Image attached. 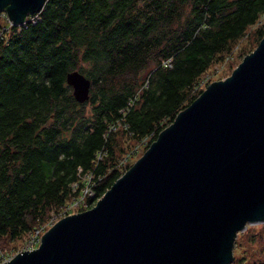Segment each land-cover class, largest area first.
Segmentation results:
<instances>
[{"label": "trees", "instance_id": "trees-1", "mask_svg": "<svg viewBox=\"0 0 264 264\" xmlns=\"http://www.w3.org/2000/svg\"><path fill=\"white\" fill-rule=\"evenodd\" d=\"M263 36L264 0H46L22 26L0 13V240L66 213L88 185L94 206L210 68ZM73 70L91 80L84 103L67 84ZM235 246L232 264H249Z\"/></svg>", "mask_w": 264, "mask_h": 264}, {"label": "water", "instance_id": "water-1", "mask_svg": "<svg viewBox=\"0 0 264 264\" xmlns=\"http://www.w3.org/2000/svg\"><path fill=\"white\" fill-rule=\"evenodd\" d=\"M46 0H0L13 26ZM79 103L91 80L67 73ZM264 224V36L209 83L91 208L3 264H232L239 233Z\"/></svg>", "mask_w": 264, "mask_h": 264}, {"label": "rangeland", "instance_id": "rangeland-1", "mask_svg": "<svg viewBox=\"0 0 264 264\" xmlns=\"http://www.w3.org/2000/svg\"><path fill=\"white\" fill-rule=\"evenodd\" d=\"M257 42L258 40L256 38H245L241 40L237 45L238 48L236 49L235 57L229 60H227L226 58L225 62L220 63V64L219 63L214 64L210 68V71H208V73L205 75V78H208L209 83L216 81V80H222V79L227 78L229 75H231V73L233 72V69H235L242 62L243 58L247 54L255 50V48L259 44ZM126 146H128V144L124 143L123 147L125 148ZM142 151H143V145H140L139 148L135 151V153L123 159V161H125L124 164L128 163L132 165L143 154ZM77 212L78 211L72 212L71 210L70 213L74 214ZM61 218L62 217H58V218L54 217L50 219L47 223H45L44 225L45 229L47 230L50 229L53 226V224L57 222L58 220H60ZM53 221L55 222L52 224ZM261 225L262 224L248 225L246 230L239 233L236 238V241H238V243L241 244V246H239L236 251V257H238L239 259H244V260L246 259L249 262V264H253V260L255 258L261 259L264 254V233H263L264 227ZM248 232H249V235H248ZM262 233H263V237H261L262 239L259 238L256 244H252L250 236L252 234L259 235ZM29 235L27 237H24L22 240L15 241V242H12L9 240H0V262H3L5 259H8L9 257H14L17 253L23 252L28 249H32L31 247H28L29 239H30ZM31 241L33 240L31 239ZM34 244H36V242H31L30 246ZM37 246L35 247V249L37 248ZM235 247L236 246H234V251H235ZM234 257H235V254H234Z\"/></svg>", "mask_w": 264, "mask_h": 264}, {"label": "built area", "instance_id": "built-area-1", "mask_svg": "<svg viewBox=\"0 0 264 264\" xmlns=\"http://www.w3.org/2000/svg\"><path fill=\"white\" fill-rule=\"evenodd\" d=\"M2 15H3V17L5 18V20L10 24V22L8 21V18H7V15L5 14V12H2L1 13ZM11 26H13L12 24H10ZM146 143V142H145ZM139 148V147H138ZM138 148H136L135 149V151L138 149ZM134 151V152H135ZM133 152V153H134ZM132 153V154H133ZM131 155V154H130ZM129 156V155H128ZM128 156H125V157H128ZM124 157V158H125ZM123 158V159H124ZM123 159H122V162L124 163L125 161H123ZM90 184V183H89ZM89 197H91V198H94L95 197V194H94V190H93V188L90 186V185H88V186H86L85 188H84V190H83V193H82V195L80 196V197H77V198H74L73 200H71L66 206H65V208H64V210L65 211H67L68 213L69 212H71V210H72V212L73 211H80L82 208H88V206H89V204H88V202H87V198H89ZM81 207V208H80ZM80 208V209H79ZM66 212V213H67ZM66 213H64V214H62L61 216L63 217V216H66ZM69 214H72V213H69ZM61 216H59V217H61ZM55 221H53L52 222V224L54 223ZM47 229H45V226H43V227H37V228H35L33 231H31L30 232V235H29V237H30V239H29V246L28 247H31L32 249H28V250H33V249H35V247L40 243V241H41V236L43 235V233L46 231ZM31 239L33 240V241H31ZM31 242H36V244H34V245H32V246H30V243ZM13 257H9L8 259H5L3 262H6V261H8V260H10V259H12ZM3 262H0V264H2Z\"/></svg>", "mask_w": 264, "mask_h": 264}, {"label": "bare ground", "instance_id": "bare-ground-1", "mask_svg": "<svg viewBox=\"0 0 264 264\" xmlns=\"http://www.w3.org/2000/svg\"><path fill=\"white\" fill-rule=\"evenodd\" d=\"M127 164H128V163H127ZM78 212H81V211H78ZM70 215H71V214H70ZM43 234H44V233H43ZM39 244H40V243H39ZM39 244H38V246H39ZM38 246H37V247H38ZM2 264H3V263H2Z\"/></svg>", "mask_w": 264, "mask_h": 264}]
</instances>
